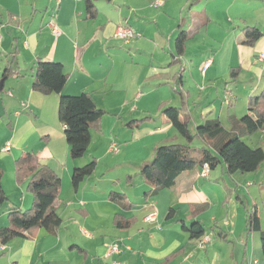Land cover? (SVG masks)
I'll list each match as a JSON object with an SVG mask.
<instances>
[{
	"label": "crops",
	"instance_id": "crops-1",
	"mask_svg": "<svg viewBox=\"0 0 264 264\" xmlns=\"http://www.w3.org/2000/svg\"><path fill=\"white\" fill-rule=\"evenodd\" d=\"M95 4L97 15L90 19L85 0H0V83L6 66L15 70L0 90V166L9 196V202L0 206V228L10 225L12 206L28 209L33 203L27 181L18 184L15 177L16 159L28 152L36 153L60 175L56 207L63 221L56 234L40 228L12 238L0 250V264H223L227 258L225 264H237L238 258L241 264H251L250 257L260 264L254 258L260 232H248L244 205L256 206L259 213L264 207V162L257 171L241 175L228 173L223 162L207 175L202 174L203 167L182 171L174 186L156 194L140 167L130 164L138 172L120 192L125 194L124 203L109 199L114 189L109 184L100 188L98 176L86 178L75 190L72 174L94 159L109 161L126 149L134 153V141L146 137L152 147L186 144L162 110L149 107L161 103L181 107L178 90L187 96L189 111L206 90H214L217 99L219 91L225 97L231 94L220 83L226 74L221 57L228 56L229 50L223 43L229 39L233 42L229 56L240 54L241 66L258 71L257 58L264 55V0H96ZM52 21L62 32L59 36L52 32ZM122 24L135 32L128 42L116 36ZM246 26L263 32L254 46L239 43ZM181 31L189 39L184 55L173 62ZM211 38L217 40L216 47L206 44ZM191 42L198 44L192 48ZM209 59L212 64L205 69ZM39 60L63 63L68 74L63 93L91 92L97 106L107 112L101 130H91V144L79 159L71 158L65 126L58 117L60 95L33 88L36 68L31 65L37 66ZM128 106L145 112L148 119L140 129L123 127L125 149L113 134L119 137L120 123L137 119L125 116ZM7 144L9 149L4 150ZM148 152L143 162L154 156L149 146ZM107 166L106 178L101 180H108L107 173L113 170ZM153 212L154 219L147 220ZM117 214L134 223L118 228ZM262 217L263 213L264 230ZM183 224L202 225L204 234L192 236ZM212 224L216 238L206 233L205 225ZM205 237L210 241L203 248L199 243ZM115 241L121 252L112 254L108 245Z\"/></svg>",
	"mask_w": 264,
	"mask_h": 264
},
{
	"label": "trees",
	"instance_id": "trees-1",
	"mask_svg": "<svg viewBox=\"0 0 264 264\" xmlns=\"http://www.w3.org/2000/svg\"><path fill=\"white\" fill-rule=\"evenodd\" d=\"M95 3L96 0H85L87 17L90 19L97 15ZM242 32L239 43L247 46H254L263 37L262 30L255 26H246ZM188 39L189 35L186 31L178 34L175 41L177 57H173V62L184 55ZM14 73L12 66H6L3 80L5 81ZM67 80L68 74L63 63L52 60L37 62L33 88L45 95L52 93L60 95L58 117L65 126L70 156L72 159H79L86 154L91 144V130H101L102 119L107 112L97 106L91 92H82L78 95L64 94L63 89ZM178 83L180 86L181 79ZM178 92L182 99L181 107L167 106L162 103L159 109L188 142L157 147L152 159L144 162L140 167V174L153 187V194L174 186L182 171L194 170L206 164L210 169H215L223 162L228 173L258 170L264 162V148L248 144L244 137L251 136L258 131L264 132V89L256 99L250 100L249 111L246 115L239 119H232L230 130L226 129L220 120H209L203 125L196 126L195 133L190 129L186 95L182 90ZM143 123L136 119L126 124L132 128L140 127ZM195 137L205 142L200 156H195L192 152L191 144ZM96 167V159L76 167L72 174L73 188L77 190L86 178L94 174ZM3 175L4 170L0 166V206L9 202V196L2 184ZM15 177L18 184L27 181V190L33 195V203L28 209H21L17 206L9 209L10 225L0 228V243L6 244L14 237H24L28 232H35L40 228L56 234L63 222L56 207V200L62 187L60 175L49 165L42 163L36 153L28 152L16 159ZM109 199L117 203L126 201L125 194L115 191L109 193ZM123 206L129 208L131 204ZM244 208L247 215L248 232L259 231L261 233V245L264 252V230L261 228L259 210L256 206L249 208L244 205ZM114 223L118 228H128L134 220L117 214L114 217ZM183 228L192 232V236L204 234L202 225L189 228L183 224Z\"/></svg>",
	"mask_w": 264,
	"mask_h": 264
},
{
	"label": "rangeland",
	"instance_id": "rangeland-1",
	"mask_svg": "<svg viewBox=\"0 0 264 264\" xmlns=\"http://www.w3.org/2000/svg\"><path fill=\"white\" fill-rule=\"evenodd\" d=\"M197 44H198L197 42H191L190 46L194 48V46ZM206 44H209L210 48L216 47V45H218L217 40L215 39L213 41L212 38L209 40V43H206ZM223 44L228 46L229 50H228V56L221 57L222 59H225L221 62L225 61V63H222V69L225 70L226 74L224 77H222V80L220 83L222 84L223 88L224 89L227 88L228 91H230L232 95L230 94L225 97L224 91H219L220 97L217 99L215 98L214 90H210V89L206 90L204 92L203 99L200 100V103L196 104L195 107H191L190 111H188L189 119H190V129L193 133H195L196 126L203 125L209 120H220L222 124H224V126L232 127V122H231L232 119L234 118L239 119L243 117L244 115H246L249 111L250 100L252 98L256 99L261 94L262 90L264 89V60L263 61L259 60V57L261 55L257 58L258 59L257 65H258L259 70L256 72L254 70L251 71L245 68V66L244 67L241 66L240 62H242V59H240V54L236 53V55L233 57L229 56L233 52L232 50L233 47H231L233 42L230 39L226 43H223ZM32 66L36 68V64L33 63L31 67ZM186 99H187V96H186ZM181 102H182V99H181ZM187 102H189V100H187ZM161 104H159V106L157 104H154L150 106L149 108H152L154 110L158 108V110H160L159 107L161 106ZM126 109L127 110L125 112V116H131L129 117L130 119L137 118L144 123L147 120L146 118L147 114L145 112H139L140 110L136 109V107L130 108V106H128ZM203 111H206L207 113L203 115L202 117L201 113ZM206 118H209V120H207ZM123 127L128 128L130 130L140 129L141 127L130 128L127 126L126 123L125 124L120 123L119 137L117 136L116 133H114L113 136L115 140H117L116 142L119 144V146L122 148V146L124 145L126 149V144L123 141V138L125 135V132L122 130ZM228 129H231V128H228ZM179 138L181 142H188L187 139L183 137L182 135H180ZM126 139L128 140V142L131 141L130 140L131 137H126ZM150 141H152L150 137H146L143 141L142 140L134 141L137 147L136 152L133 153V151H131L130 149H126L122 151L119 155H114L113 158L110 159L109 161H104L101 163L97 161V167H96L95 173L93 174V177L98 176V178L100 179L99 181L100 188L106 189L107 184H109L112 187V189H114L115 192H123L122 188H126L128 185L132 184L135 178L134 176L137 174L138 170L130 166V164H136L139 167H141L143 163L146 162V161L143 162L141 158H144L149 153L148 146H149V150H151L152 148V150L155 152L158 145L160 144L158 143L152 147V145L148 144ZM157 142H163V141H157ZM247 142L248 144L252 146L260 145L264 147V132L258 131L254 133L253 135H251V137L247 138ZM204 143L205 142L199 137H195L193 139V143L191 144V146L193 147L192 149L193 155L200 156L201 148L204 145ZM135 144L131 143V147L133 148ZM107 164L111 165L112 166L111 168L113 170L108 171L107 173V175L109 176L108 180L107 179L101 180L103 177L106 176L104 172L109 168ZM263 169H264V166H263ZM202 174H203V169H202ZM238 175H241V173L238 172ZM238 175L235 178L240 177L242 180L245 179L244 176H238ZM233 181L234 179L232 177V180L229 182V184L232 183ZM128 191L131 192L130 188H128ZM261 213H263V217H262V222H263L264 221V207H262V209L260 210V214ZM214 225L215 224L205 225L206 233L208 234V236H210L209 234H211L213 237L216 238V233H215L216 229H213L215 228ZM258 234L260 235L259 240H258L259 248H258V253H255L254 258H257L260 261V264H264V252L262 250V245H261L262 243L261 233H258ZM212 236L210 237L212 238ZM227 261H228V258L226 259L225 262ZM236 261H238L237 264H241V259L238 258L236 259ZM236 261L233 260V262L235 263ZM248 261L251 262V264H255L253 262V259H251V257L248 258ZM225 262L223 264H225Z\"/></svg>",
	"mask_w": 264,
	"mask_h": 264
},
{
	"label": "built area",
	"instance_id": "built-area-1",
	"mask_svg": "<svg viewBox=\"0 0 264 264\" xmlns=\"http://www.w3.org/2000/svg\"><path fill=\"white\" fill-rule=\"evenodd\" d=\"M50 27H51V29H52V32H53L56 36H59V35L62 33L61 30H60V28L56 25V23H55L54 21H52V22L50 23ZM116 36L119 37V38H121V39H123V40H125L126 42H128V41H130L131 39L134 38V36H135V32H134V30H133L130 26H128V25H126V24H122V25H120V26L117 28ZM259 60H260V61H263V60H264V55H261V56L259 57ZM211 64H212V60H211V59L207 60V62H206L205 65H204V68H205V69L208 68ZM228 95H230V93H228ZM8 149H9V144H7V145L5 146L4 150H8ZM209 171H210L209 166H208L207 164L204 165V166H203V174H204V175H207V174L209 173ZM154 216H155V213L153 212V213H151L150 215H148V216L146 217V219L149 220V221H151V220L154 219ZM209 241H210V239H209L208 237H205L204 239H202V240L200 241L199 245H200L201 247L204 248V247L207 245V243H208ZM4 249H5L4 244H1V243H0V250H4ZM108 250H109V252L112 253V254H115V253H119V252H121L120 243H119L118 241H115V242L109 244V245H108ZM255 262H256V261H255ZM111 264H121V263H120L119 261H114V262L111 263Z\"/></svg>",
	"mask_w": 264,
	"mask_h": 264
},
{
	"label": "water",
	"instance_id": "water-1",
	"mask_svg": "<svg viewBox=\"0 0 264 264\" xmlns=\"http://www.w3.org/2000/svg\"><path fill=\"white\" fill-rule=\"evenodd\" d=\"M3 80L1 81V83H0V90L3 88Z\"/></svg>",
	"mask_w": 264,
	"mask_h": 264
}]
</instances>
